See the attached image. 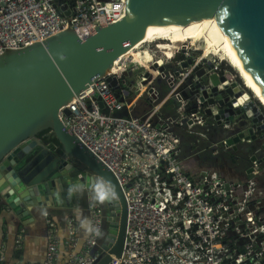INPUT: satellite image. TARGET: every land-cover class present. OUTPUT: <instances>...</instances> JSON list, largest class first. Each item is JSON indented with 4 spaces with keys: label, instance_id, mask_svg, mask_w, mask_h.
I'll use <instances>...</instances> for the list:
<instances>
[{
    "label": "built area",
    "instance_id": "obj_1",
    "mask_svg": "<svg viewBox=\"0 0 264 264\" xmlns=\"http://www.w3.org/2000/svg\"><path fill=\"white\" fill-rule=\"evenodd\" d=\"M124 15L125 0H0V55L68 28L83 39ZM197 42L171 56L163 53L170 48L168 43L139 44L138 52L146 50L156 58L158 64L148 62L155 74L135 62L132 54L124 56L119 70L96 77L59 109L66 131L113 172L123 191L125 242L120 257L112 255L111 264H264V184L259 180L264 156L258 155L264 142L252 152L255 159L248 167L252 170L241 179L227 180L211 169L193 175L182 165L178 129L199 141L207 139L215 125L233 132L242 119L264 115L260 104L227 73L222 56ZM129 71L135 72V82L126 80ZM212 75L225 78L215 85L216 93ZM162 87L166 93L161 97ZM142 97L148 109L134 115ZM248 103L254 112L237 113ZM125 109L127 116L122 114ZM258 123L264 124V117ZM227 137L220 140L225 148L231 146ZM87 210L89 223L100 228V236L89 232L81 239L80 223L69 215L66 235L61 237L55 221L44 212L46 250L34 264H93L105 234L104 211L96 193L88 195ZM15 242L20 250L21 236ZM0 264H5V243L0 244Z\"/></svg>",
    "mask_w": 264,
    "mask_h": 264
},
{
    "label": "water",
    "instance_id": "obj_2",
    "mask_svg": "<svg viewBox=\"0 0 264 264\" xmlns=\"http://www.w3.org/2000/svg\"><path fill=\"white\" fill-rule=\"evenodd\" d=\"M213 14L223 40L264 95V0H125V15L120 21L97 27L86 38H79L68 28L43 42L5 50L0 55L3 204L26 223L34 206H67L68 200L79 194L77 190L107 193L102 203L106 230L93 264H111L112 255L120 257L127 224L121 186L113 172L66 131L59 119V109L93 79L107 73L117 57L142 39L148 24H187ZM211 78L212 91L216 93L215 85L225 78ZM225 90L232 93L228 87ZM97 100L101 106L98 96ZM218 102L222 104L223 100ZM250 106L248 103L237 113L251 109L247 111L250 115L254 109ZM122 114L127 116L128 110ZM263 117L260 113L242 119L226 138V144L235 149L239 141L258 138L256 133L264 129V124L258 123ZM263 137L264 133L259 136ZM254 159L250 156L251 161ZM251 170L248 168L246 173ZM110 189L115 191V197Z\"/></svg>",
    "mask_w": 264,
    "mask_h": 264
},
{
    "label": "crops",
    "instance_id": "obj_3",
    "mask_svg": "<svg viewBox=\"0 0 264 264\" xmlns=\"http://www.w3.org/2000/svg\"><path fill=\"white\" fill-rule=\"evenodd\" d=\"M203 140L205 139H201V141ZM183 149L181 146L182 163L184 162V158L188 156V153L183 152ZM247 169L244 170V174H246ZM199 170H204V168ZM211 170L216 171L220 176L224 177L218 169ZM244 174L239 175L238 179L244 178ZM260 178L261 176L259 180ZM262 183L264 184V182ZM77 191L79 194L76 193L74 198L68 200L67 206L57 205L52 208L34 206L30 210L31 217L26 220V223H23L19 216L0 200V244L5 243V264H34L44 258L46 250V223L43 215L44 212H48L55 221L61 237H65L66 235V219L69 215L77 217L80 223L79 237L84 239L88 236L89 232L82 226L81 222L89 223L87 197L93 192L85 190ZM17 236H21L22 247L20 250L17 249L15 242ZM61 249L64 254L65 247L63 245H61Z\"/></svg>",
    "mask_w": 264,
    "mask_h": 264
},
{
    "label": "bare ground",
    "instance_id": "obj_4",
    "mask_svg": "<svg viewBox=\"0 0 264 264\" xmlns=\"http://www.w3.org/2000/svg\"><path fill=\"white\" fill-rule=\"evenodd\" d=\"M213 17L214 14L199 21L190 22L187 24H165L160 22H152L147 25L142 39L136 45L138 46L139 43L142 44L144 42L167 41L172 44H170L171 47L169 46V49H164L163 53H165L166 56H171L177 50L184 48L187 44L183 43L182 41L174 42L173 40H188L190 43L202 41L206 51L218 54L222 56L223 60L228 61V63L236 70L246 88L251 91L252 95L264 108L263 93L259 90L235 52L223 40L220 28L213 20ZM136 47L129 49L117 57L111 64L108 71L115 73V71L119 70V60L124 56L131 55V52H133ZM134 55L135 56L133 59L135 62L147 66L148 72L155 74V69L151 67L148 62L153 61L151 64H158L157 61H155L156 58L150 56V53L146 50L135 53ZM244 97L245 95L240 96L239 100H242ZM254 111L255 108L252 110V112Z\"/></svg>",
    "mask_w": 264,
    "mask_h": 264
},
{
    "label": "rangeland",
    "instance_id": "obj_5",
    "mask_svg": "<svg viewBox=\"0 0 264 264\" xmlns=\"http://www.w3.org/2000/svg\"><path fill=\"white\" fill-rule=\"evenodd\" d=\"M175 41H182L183 43H190L188 40L184 41V40H173ZM158 43H168L171 47L170 42L167 41H156ZM142 43V42H141ZM202 47H204V43L201 41L200 42ZM138 44V43H137ZM140 44V43H139ZM193 45L197 46L198 43L197 41L193 43ZM137 45H135L134 47H136ZM151 47L153 48V46L151 45ZM142 47H139L138 49H140ZM138 49H135L133 52H131L132 56L134 57L135 53H138ZM145 51V50H143ZM142 52V51H141ZM199 53H201L199 51ZM190 54H196V52L194 51H190ZM157 56L161 55V53L158 51ZM139 66V65H136ZM223 67H225L227 69V73L230 75H233L236 80H240L242 82V80L240 79L238 73L236 72V70L228 63V61L224 60L223 61ZM139 71L142 70V68L139 67L138 69ZM126 80L128 82H135V72H128L126 75ZM241 85L246 88V86L243 84V82L241 83ZM249 92L248 94L250 95V98L256 102H258V100L252 95L251 91L246 88ZM166 93V88L162 87L159 90V94L160 96H164V94ZM259 103V102H258ZM260 104V103H259ZM260 107L264 113V108L263 106L260 104ZM180 139H181V146L184 148L183 152L188 153L187 157L184 158V162L182 163L183 167L186 170H189L193 175H198V173L200 172L199 169H218L219 172L227 179L230 180H237L238 176L242 175L244 173V170L246 168H248L251 164V162H248L247 159V155L250 153L252 154V151L254 149V147H256V145L259 144L258 139H254L252 141H239L236 144L237 149L234 150V148L232 146L225 148L224 145L220 142L221 138L226 135V134H231L232 131L231 130H227L222 128L220 125H215L213 127L210 128V130L207 132L208 134V138L207 140H199L195 142L193 135L187 133L186 131H184L183 129H178L177 130ZM198 142V143H197ZM216 143V144H214ZM233 148V149H232ZM233 151H235V155L234 157H236V164L237 166H230L228 163V155L230 156L231 154H233ZM252 151V152H251ZM260 157L264 156V151H260L258 154ZM194 161V162H192ZM264 162V161H262ZM233 168V169H231ZM263 170V172H262ZM261 172H262V180L264 179V163H261ZM82 191V190H81ZM102 204V203H101ZM104 208V205L102 206ZM106 227V224H105Z\"/></svg>",
    "mask_w": 264,
    "mask_h": 264
},
{
    "label": "trees",
    "instance_id": "obj_6",
    "mask_svg": "<svg viewBox=\"0 0 264 264\" xmlns=\"http://www.w3.org/2000/svg\"><path fill=\"white\" fill-rule=\"evenodd\" d=\"M240 84L242 83L240 80L238 81ZM245 89V91H247V92H249L246 88H244ZM250 93V92H249ZM148 109V102H147V100L144 98V97H142V98H140L139 99V101L137 102V106H136V108L133 110V114L134 115H140V114H142L143 112H145L146 110ZM228 135H230V134H226V135H224L221 139H223V138H225V137H227ZM210 138V137H209ZM208 137H207V139H209ZM207 139H205V140H207ZM258 148V145H256V147H254V149L252 150V151H254L255 149H257ZM233 149V148H232ZM237 149V147L234 149V150H236ZM251 151V152H252ZM235 153V151H233V154H231L230 156L228 155L227 157H228V163H229V165L230 166H237V164H236V157H234V154ZM250 156H251V154L249 153L248 155H247V161L248 162H250ZM262 163H264V162H262ZM244 174V173H243ZM245 175V174H244ZM262 177V176H261ZM260 181L261 182H264V179L262 180V178H260Z\"/></svg>",
    "mask_w": 264,
    "mask_h": 264
},
{
    "label": "clouds",
    "instance_id": "obj_7",
    "mask_svg": "<svg viewBox=\"0 0 264 264\" xmlns=\"http://www.w3.org/2000/svg\"><path fill=\"white\" fill-rule=\"evenodd\" d=\"M100 186L98 185L97 186V189L99 188ZM109 191H111V194L113 197H115V191L110 189ZM106 195L107 193H102V192H99L97 191V194H96V199L100 202V203H103L106 199ZM82 223V226H84L88 232L90 233H94L95 235L97 236H100L101 235V230L98 226H93L91 225L90 223H85V222H81Z\"/></svg>",
    "mask_w": 264,
    "mask_h": 264
},
{
    "label": "flooded vegetation",
    "instance_id": "obj_8",
    "mask_svg": "<svg viewBox=\"0 0 264 264\" xmlns=\"http://www.w3.org/2000/svg\"><path fill=\"white\" fill-rule=\"evenodd\" d=\"M264 133L263 131L259 132L258 133V141H259V144H258V147H260L262 145V143L264 142V137L263 138H259V136Z\"/></svg>",
    "mask_w": 264,
    "mask_h": 264
}]
</instances>
